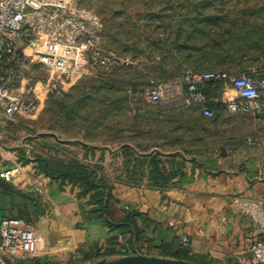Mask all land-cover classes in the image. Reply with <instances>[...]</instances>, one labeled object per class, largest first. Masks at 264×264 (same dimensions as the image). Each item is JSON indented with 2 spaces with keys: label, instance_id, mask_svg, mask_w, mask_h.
I'll use <instances>...</instances> for the list:
<instances>
[{
  "label": "crops",
  "instance_id": "1",
  "mask_svg": "<svg viewBox=\"0 0 264 264\" xmlns=\"http://www.w3.org/2000/svg\"><path fill=\"white\" fill-rule=\"evenodd\" d=\"M162 105L165 115L190 108ZM132 112L144 119L136 125L138 135L131 132L132 137L115 148H101L103 162L109 154L121 161L104 175L113 194L105 211L79 188L45 176L33 164L20 163L13 182L0 178V223L22 219L41 237L35 255L11 264H86L93 249L102 253L111 243L131 249L128 255L165 257L163 250L172 249L195 264H250V248L262 232L234 210L233 201L254 200L264 207L262 123L252 115L227 111L212 121L197 111L193 121H157L155 130L150 115L157 107ZM3 120L0 113V175L19 164L25 150L23 139L3 130L10 124ZM128 150L146 158L138 178L128 176L134 165L122 163L131 155ZM153 158L157 172L151 176ZM38 184L44 196L34 192ZM131 212L140 214L133 234L115 229Z\"/></svg>",
  "mask_w": 264,
  "mask_h": 264
},
{
  "label": "rangeland",
  "instance_id": "2",
  "mask_svg": "<svg viewBox=\"0 0 264 264\" xmlns=\"http://www.w3.org/2000/svg\"><path fill=\"white\" fill-rule=\"evenodd\" d=\"M83 5L103 22L101 47L136 64L80 79L66 97L50 99L35 118L7 121L6 134L23 139V165L51 174L93 172L91 179L101 185L121 162L111 154L103 162L101 148H115L132 137L139 116L133 110L158 106L145 105L139 96L148 82H167L187 70L213 71L225 76L229 88L233 77L257 75L264 67V0H85ZM182 22L183 30L204 28L205 33L194 35V47L177 52L169 45ZM157 42L167 47L154 48ZM179 95L176 104L192 106L186 93ZM112 107L122 108L119 115L103 113ZM123 159L127 164L129 156ZM113 250L110 260L130 253L127 247ZM103 257L100 248L86 264Z\"/></svg>",
  "mask_w": 264,
  "mask_h": 264
},
{
  "label": "built area",
  "instance_id": "3",
  "mask_svg": "<svg viewBox=\"0 0 264 264\" xmlns=\"http://www.w3.org/2000/svg\"><path fill=\"white\" fill-rule=\"evenodd\" d=\"M84 1L0 0V113L4 120L35 118L51 96L63 98L80 79L136 64L132 58H121L101 47L103 22ZM224 80L220 73L187 70L169 82H151L139 96L148 106L174 105L182 100L180 92L187 91V102L201 106L203 116L210 119L214 113L205 106L199 89L205 83ZM222 101L229 114L252 115L264 126V78L233 77ZM22 166L15 164L0 178L13 182ZM34 192L45 195L40 184ZM233 208L262 232L250 248V264H264L263 204L237 198ZM40 244V235L26 221H1L0 264L28 259Z\"/></svg>",
  "mask_w": 264,
  "mask_h": 264
},
{
  "label": "trees",
  "instance_id": "4",
  "mask_svg": "<svg viewBox=\"0 0 264 264\" xmlns=\"http://www.w3.org/2000/svg\"><path fill=\"white\" fill-rule=\"evenodd\" d=\"M194 21L195 20L191 21L190 24L194 25ZM183 24H184V22H182L180 24L181 28L176 31L177 38L174 40V42L172 44L169 45V48L171 50H176L177 52H181L182 50L189 49L190 45H191V47H194V44H195L194 43V35L197 34V35H199V37H202V35H204L203 33H205L204 28H199V32L183 30ZM261 35L264 36V32ZM166 47L167 46L161 42H157L156 44H154V48H166ZM263 60H264V57H263ZM195 72H199V71H195ZM207 72H213V71H207ZM200 73H205V72H200ZM214 73H217V72H214ZM242 75H244V74H242ZM245 75L250 76V77L255 78V79H262V78H264V67L261 68V70L258 72L257 75H248V74H245ZM180 76H177V77L175 76L171 80H174ZM239 76H241V75H239ZM171 80H168L167 82H169ZM152 81H154V80H152ZM162 83H166V82H162ZM150 84H151V81L148 82L146 87H148ZM229 88H230V86H229ZM229 88L227 87L226 80H224V81H218V82L205 83L204 86L199 89V92H201L205 96V99H206L205 106L210 108L214 113V116L212 118H210L212 121H214L216 119V115L218 112L226 111V104L222 101V98L225 95L227 89H229ZM185 93H186V96L188 98L187 91H185ZM67 95H65L64 97H66ZM50 99H57V98L54 96H51L48 99V101ZM191 104H192V106H190L189 109L184 110V111L176 109L175 113H170L169 115L163 114V112H164L162 109L163 105L158 104L157 109H160V111L155 112V113L150 115L152 117V120L154 121L155 130L157 128H159V125H157V123H156L157 121L172 122V123L178 122V121L179 122H181V121H189V122L193 121V117L196 116L195 113L197 111H200L202 114V107L195 105L193 103H191ZM112 108H110L112 110H109V109L104 110L103 113L108 114L110 112H113V113L118 114L119 112H121L120 109H122V108H118V107H112ZM188 110H191L192 112L190 111V113H189ZM137 115H139V116H137L135 126H133V128H131V130H132L131 132L134 134V136L138 135L136 125L138 126V123L140 121L143 122V120H144L142 118L141 114H137ZM202 116H203V114H202ZM105 118H107V117H105ZM166 118L169 120H166ZM115 125H116V122H115ZM129 151L130 150H128L127 152L131 155H129V160H128L127 164L128 165H130V164L134 165L135 169L133 170L132 173L130 171H128V173H129L128 176L130 175L132 178H138V172H139L140 168L146 164V161H145L146 158H145V156L142 159L138 158L136 156H133L132 153H130ZM41 162H44V160H41ZM19 163H22V161H20V159H19ZM150 165L153 166V168H154L153 171L151 172V176H152V175H155L157 172L156 171L157 170L156 159L153 158L150 162ZM37 169H39V168H37ZM41 172L49 178L56 179V180L60 181L62 184L67 182V183L71 184L72 187L79 188L81 190L82 195H89L90 196L91 202L98 206L100 212L105 211V209L107 208L108 202H110L113 198V194L111 192L112 189L109 186V179L107 177H106L107 179H105L104 181H101V185H100V184H96L94 182V180L91 179V175L93 172L86 173L83 170H71L70 172H64L61 174H53V173L51 174L47 169H43ZM139 216H140V214H138L137 212L128 213L127 218L125 220V223L123 225L115 226V227L113 226V227L115 229L120 230L121 233L133 234L132 229H134L133 226H135L133 222H134L135 218L139 217ZM134 234L138 235L136 228L134 230ZM114 246H115V244L111 243V245L109 246V250H107V251L105 250L104 253H101V255L104 254V256H105L102 259H108L110 256L113 255V253H114L113 247ZM92 251H93L92 254H89L86 256V259H85L86 263L88 261L92 260L95 256L99 255L100 248L97 247V248L93 249ZM163 253H164L166 258H172V259L190 262V260L187 258L185 253L184 254H181V253L178 254V252H175L172 249L163 250Z\"/></svg>",
  "mask_w": 264,
  "mask_h": 264
},
{
  "label": "water",
  "instance_id": "5",
  "mask_svg": "<svg viewBox=\"0 0 264 264\" xmlns=\"http://www.w3.org/2000/svg\"><path fill=\"white\" fill-rule=\"evenodd\" d=\"M89 264H195V263L172 259V258L147 256L140 253H135L133 255L122 256L118 259H112V260L101 259Z\"/></svg>",
  "mask_w": 264,
  "mask_h": 264
}]
</instances>
